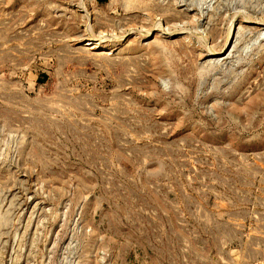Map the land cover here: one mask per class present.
I'll use <instances>...</instances> for the list:
<instances>
[{"label":"rangeland","instance_id":"rangeland-1","mask_svg":"<svg viewBox=\"0 0 264 264\" xmlns=\"http://www.w3.org/2000/svg\"><path fill=\"white\" fill-rule=\"evenodd\" d=\"M0 264H264V0H0Z\"/></svg>","mask_w":264,"mask_h":264}]
</instances>
